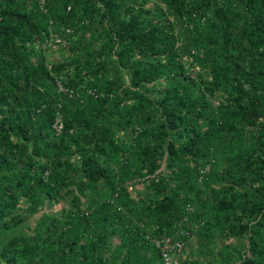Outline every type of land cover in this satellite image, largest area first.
Returning a JSON list of instances; mask_svg holds the SVG:
<instances>
[{
    "label": "trees",
    "instance_id": "obj_1",
    "mask_svg": "<svg viewBox=\"0 0 264 264\" xmlns=\"http://www.w3.org/2000/svg\"><path fill=\"white\" fill-rule=\"evenodd\" d=\"M158 237L264 264V0H0V264Z\"/></svg>",
    "mask_w": 264,
    "mask_h": 264
},
{
    "label": "built area",
    "instance_id": "obj_2",
    "mask_svg": "<svg viewBox=\"0 0 264 264\" xmlns=\"http://www.w3.org/2000/svg\"><path fill=\"white\" fill-rule=\"evenodd\" d=\"M35 1L41 8L44 0ZM53 127L59 132V124L55 123ZM152 243L161 258V264H180L181 259H183V242L172 241L168 237H158L154 238Z\"/></svg>",
    "mask_w": 264,
    "mask_h": 264
},
{
    "label": "rangeland",
    "instance_id": "obj_3",
    "mask_svg": "<svg viewBox=\"0 0 264 264\" xmlns=\"http://www.w3.org/2000/svg\"><path fill=\"white\" fill-rule=\"evenodd\" d=\"M44 49H45V53H48V54L53 53L55 49V45L50 44L46 46ZM53 57H55V55L52 57H49V59H52ZM140 188H141V184L135 185L134 187L135 190H140ZM60 207H61V204H57L53 207V210H58Z\"/></svg>",
    "mask_w": 264,
    "mask_h": 264
},
{
    "label": "crops",
    "instance_id": "obj_4",
    "mask_svg": "<svg viewBox=\"0 0 264 264\" xmlns=\"http://www.w3.org/2000/svg\"><path fill=\"white\" fill-rule=\"evenodd\" d=\"M186 253H187V251H186ZM187 256H189V255H187V254L185 255V254H184L183 258H184V257H187Z\"/></svg>",
    "mask_w": 264,
    "mask_h": 264
}]
</instances>
